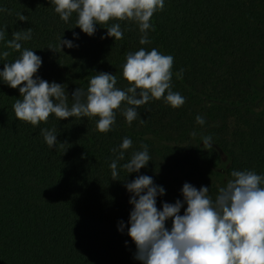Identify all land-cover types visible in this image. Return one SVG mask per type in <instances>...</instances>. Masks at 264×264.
<instances>
[{
  "label": "trees",
  "instance_id": "obj_1",
  "mask_svg": "<svg viewBox=\"0 0 264 264\" xmlns=\"http://www.w3.org/2000/svg\"><path fill=\"white\" fill-rule=\"evenodd\" d=\"M0 6L8 10L0 13L5 39L32 29L22 48L42 58L36 76L66 85L69 106L71 93L86 90L96 73L115 74V86L126 88L121 65L127 53L141 47L173 57L172 90L184 97L179 108L150 100L137 109L144 122L137 119L131 126L116 110L114 126L101 133L94 118L50 115L37 126L17 120L12 105L20 98L18 88L0 82V264H140L126 235L132 207L126 182L151 176L165 189L157 197L159 209L161 202L182 199L185 182L209 187L214 198L234 170L264 174V0H165L151 18L147 45L139 44L133 22L109 21V26L120 23L123 32L122 39L113 40L105 36V25L91 37L82 33L75 14L61 21L48 0H0ZM20 13L26 21H19ZM73 32L78 47L59 51L58 38L71 39ZM0 50L9 51L7 62L19 56L2 41ZM197 115L203 125L196 123ZM42 128L56 129L58 143L51 149ZM198 131L213 144L206 150L201 145L202 157L192 152L190 133ZM123 137L133 145L120 164L142 143L151 161L139 173L120 169L112 180L111 150ZM213 162L217 167L211 171ZM119 221L124 232L117 230Z\"/></svg>",
  "mask_w": 264,
  "mask_h": 264
},
{
  "label": "clouds",
  "instance_id": "obj_2",
  "mask_svg": "<svg viewBox=\"0 0 264 264\" xmlns=\"http://www.w3.org/2000/svg\"><path fill=\"white\" fill-rule=\"evenodd\" d=\"M48 3L65 23L75 14V27L89 37L95 34L97 26L105 25V36L120 40L123 38L120 23L109 26L108 22H133L140 33L139 44L147 45L151 43L149 31L153 30L151 18L163 10L165 0H48ZM7 11L0 6V13ZM18 16L19 21H26L21 13ZM5 33V27L0 28L3 47L19 52V56L7 62L9 51L0 50V61H5L0 82L18 88L20 98L12 108L19 121L37 126L50 115L58 120L94 118L96 130L107 133L116 122V110H121L125 122L131 126L137 119L144 122L137 109L150 100L163 99L172 108L184 104V97L172 90L173 57L155 48L141 47L127 53L121 65V76L128 82L126 88L115 86V74L96 73L88 80L86 90L77 87L71 93L69 106L66 85L36 76L42 58L32 49L22 48L23 41L31 40L32 29L14 31L8 40ZM61 37L56 45L59 51L62 47H78L74 43L79 38L77 33L73 32L71 39ZM182 74L183 69L176 73L177 79ZM195 120L199 125L205 123L200 115ZM40 131L50 149L56 146L55 128ZM190 135L195 136L196 132ZM201 140L204 150L212 148L210 136H202ZM132 145L131 138L123 137L111 150L112 180H117L120 169L127 175L139 173L151 161L148 145L142 143L139 150L132 151L130 158L120 164ZM230 175L214 198L209 195V187L197 189L185 182L180 189L182 199L161 202L159 209L157 197L163 196L165 189L155 184L151 176L139 174L126 182L124 187L130 193L128 203L132 206L126 235L135 245L134 259L140 264H264V174L234 170ZM182 207L183 214H180ZM117 230L124 232L123 221L118 222Z\"/></svg>",
  "mask_w": 264,
  "mask_h": 264
},
{
  "label": "rangeland",
  "instance_id": "obj_3",
  "mask_svg": "<svg viewBox=\"0 0 264 264\" xmlns=\"http://www.w3.org/2000/svg\"><path fill=\"white\" fill-rule=\"evenodd\" d=\"M260 81H261V78L259 76L257 78H255V80H254L255 87H257V88L259 87ZM201 137H202V132H199V131L196 132L195 136L191 135L192 152L196 157H202V155L199 154L201 151V147H202L201 146L202 145ZM203 155H204V158L206 161V157H205L206 154L203 153ZM210 165H211V171H212V169H215L217 167V164L215 162L211 163ZM180 214H183V211H181Z\"/></svg>",
  "mask_w": 264,
  "mask_h": 264
}]
</instances>
